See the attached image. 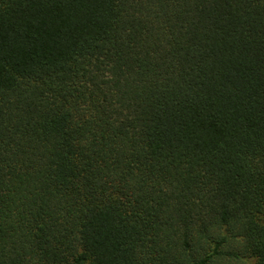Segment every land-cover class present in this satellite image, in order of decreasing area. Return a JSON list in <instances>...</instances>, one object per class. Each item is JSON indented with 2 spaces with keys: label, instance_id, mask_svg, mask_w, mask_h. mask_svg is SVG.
I'll return each instance as SVG.
<instances>
[{
  "label": "trees",
  "instance_id": "16d2710c",
  "mask_svg": "<svg viewBox=\"0 0 264 264\" xmlns=\"http://www.w3.org/2000/svg\"><path fill=\"white\" fill-rule=\"evenodd\" d=\"M0 264H264V0H0Z\"/></svg>",
  "mask_w": 264,
  "mask_h": 264
}]
</instances>
